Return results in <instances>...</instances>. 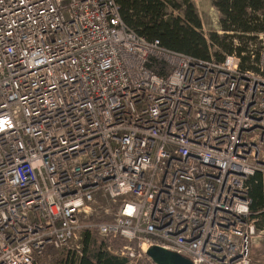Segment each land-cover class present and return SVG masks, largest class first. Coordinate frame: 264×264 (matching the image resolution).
Listing matches in <instances>:
<instances>
[{"label": "built area", "instance_id": "built-area-1", "mask_svg": "<svg viewBox=\"0 0 264 264\" xmlns=\"http://www.w3.org/2000/svg\"><path fill=\"white\" fill-rule=\"evenodd\" d=\"M256 172L264 45L199 58L137 34L116 0H0V264L89 229L129 264H154L151 246L250 264Z\"/></svg>", "mask_w": 264, "mask_h": 264}, {"label": "trees", "instance_id": "trees-1", "mask_svg": "<svg viewBox=\"0 0 264 264\" xmlns=\"http://www.w3.org/2000/svg\"><path fill=\"white\" fill-rule=\"evenodd\" d=\"M123 22L147 40L157 39L161 46L190 56L209 57V44L201 33V21L191 0H116ZM220 14L223 34H209L212 44L228 54L245 51L233 43L244 34L264 33V0H211ZM168 8L178 10L174 16ZM242 33V34H240ZM223 54L216 59H221ZM250 217L261 216L264 205V175L256 172L249 181ZM85 237L81 255L74 263L65 258L62 264H127L125 258L100 248L91 252Z\"/></svg>", "mask_w": 264, "mask_h": 264}, {"label": "rangeland", "instance_id": "rangeland-1", "mask_svg": "<svg viewBox=\"0 0 264 264\" xmlns=\"http://www.w3.org/2000/svg\"><path fill=\"white\" fill-rule=\"evenodd\" d=\"M191 2L201 21V33L209 44L208 54L216 59L219 55L221 56L224 51L220 46L211 43L209 34L217 33L220 36L223 34L219 26L220 14L216 7L212 4L211 0H191ZM168 12L172 13L174 16L180 14L178 10H173L172 8H168ZM233 43L234 45L240 47H244L248 44L256 45L257 47L262 46L264 45V33L244 34L243 37L234 39ZM106 205L107 204L103 198H97L96 211H98V214H93L91 217H96L97 219L108 218L109 213L112 212V208L105 214L102 208ZM253 220L256 231L251 242L250 264H264V220L262 214L261 216L253 218ZM85 237H88V246L91 252L100 248L105 249L106 244L109 243L104 240L103 237L98 235L95 230H83L81 237L71 241L67 246L60 249H48L41 259L42 264H62L65 258H72L74 263H76L81 254L79 255L76 252L75 246L80 244L82 250ZM124 244L125 241L121 239L110 243L111 247L115 249ZM127 264H129L128 261ZM137 264L150 263L147 260H142Z\"/></svg>", "mask_w": 264, "mask_h": 264}, {"label": "water", "instance_id": "water-1", "mask_svg": "<svg viewBox=\"0 0 264 264\" xmlns=\"http://www.w3.org/2000/svg\"><path fill=\"white\" fill-rule=\"evenodd\" d=\"M146 256L154 264H192L185 256L160 246H151L146 250Z\"/></svg>", "mask_w": 264, "mask_h": 264}]
</instances>
